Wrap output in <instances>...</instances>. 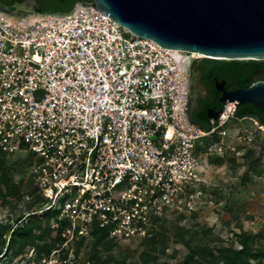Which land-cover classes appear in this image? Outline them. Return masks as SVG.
<instances>
[{"label":"built area","instance_id":"2783aa9c","mask_svg":"<svg viewBox=\"0 0 264 264\" xmlns=\"http://www.w3.org/2000/svg\"><path fill=\"white\" fill-rule=\"evenodd\" d=\"M191 56L91 0L63 12L0 7V157L29 158L48 202L25 214L55 213L62 238L49 252L28 248L21 264H74L64 247L96 229L129 240L163 209H195L205 158L254 138L253 126L228 127L248 116L233 100L208 128L190 119Z\"/></svg>","mask_w":264,"mask_h":264},{"label":"rangeland","instance_id":"374dc122","mask_svg":"<svg viewBox=\"0 0 264 264\" xmlns=\"http://www.w3.org/2000/svg\"><path fill=\"white\" fill-rule=\"evenodd\" d=\"M241 124L254 127V138L246 143L234 138L235 151L205 158L203 194L195 209H163L152 217L145 235L129 240L109 234L98 239L94 230L64 247L75 255L74 264H224L220 248H241L242 239L248 241L250 253L240 264H264V127L254 116L232 118L228 127L235 133ZM29 168V158L21 154L0 157V180L4 173L8 176L0 187V225L12 227L27 211L48 202L32 187ZM55 216L51 212L27 215L23 223L31 229L33 243L16 254L19 242H14L0 262L21 264L25 262L21 254L30 247L40 252L46 244L59 246L61 232L52 227ZM10 232L8 228L3 234V249ZM195 249L199 254L190 257ZM200 258L205 261L200 263Z\"/></svg>","mask_w":264,"mask_h":264},{"label":"water","instance_id":"95a60500","mask_svg":"<svg viewBox=\"0 0 264 264\" xmlns=\"http://www.w3.org/2000/svg\"><path fill=\"white\" fill-rule=\"evenodd\" d=\"M131 33L149 37L163 46L202 52L211 59L260 60L264 63V0H91ZM217 74L215 75V77ZM217 78V77H216ZM218 118L228 100L237 106L253 103L264 111V79L249 86L225 88Z\"/></svg>","mask_w":264,"mask_h":264},{"label":"flooded vegetation","instance_id":"af4514ba","mask_svg":"<svg viewBox=\"0 0 264 264\" xmlns=\"http://www.w3.org/2000/svg\"><path fill=\"white\" fill-rule=\"evenodd\" d=\"M73 0H0V7L18 13L32 11L63 12ZM189 66V107L190 119L197 123L202 122L208 116V107L219 110L224 106L220 100L223 90L217 87L219 81L225 80V88L233 89L239 86H249L254 80L264 79V63L260 60L243 65L233 66L226 64V60L209 59L206 57H191ZM217 74V78L215 75ZM247 75L243 85H238L239 80ZM209 117V116H208ZM31 179L36 193L42 196L41 189Z\"/></svg>","mask_w":264,"mask_h":264},{"label":"trees","instance_id":"16d2710c","mask_svg":"<svg viewBox=\"0 0 264 264\" xmlns=\"http://www.w3.org/2000/svg\"><path fill=\"white\" fill-rule=\"evenodd\" d=\"M78 0H73L66 8L65 11L71 9L74 4L77 2ZM211 59V58H209ZM225 60V59H222ZM246 61H248L249 63H254L253 59H247V60H238V59H231V60H226V64L228 65H233L235 67L243 65ZM247 75H245L244 77H242L239 82L237 83L238 85H243L244 80L246 79ZM252 83V82H251ZM251 83H248V85H250ZM235 115L236 116H254L258 119V121L264 125V111H262L258 106H256L253 103L247 102L244 104H240L236 107L235 109ZM198 124L202 127L208 128L212 125L211 119L208 116L204 117V120L202 122H198ZM7 173H4L1 177L0 180V187L2 186V183H5L7 180ZM23 218L20 219L17 218V222L15 223L14 226H10V225H3L1 224V234L0 236L3 237L4 232L8 231V228H10L11 232H10V236L9 239L7 241V245L6 248L3 249L4 246V242H5V237H3L2 239V243L0 244V260L1 257L6 253L7 248L13 244L14 242L18 243L19 242V250L16 251V254L20 252V249L24 248L26 246V244L33 243L32 240V233H31V229L28 228V225H25ZM10 226V227H9ZM96 234H97V238L98 239H102L103 237L108 235V231L105 229H96ZM16 235H18L20 238V241H18L16 239ZM242 244L243 246L241 248H235V249H229L226 247H222L220 248V252L219 255H221V259L224 261V264H240V261L243 257H246L247 255H249L250 253V248L248 246V241L245 239H242ZM54 247V244H46L44 246H41L40 250L42 251H46L49 252L52 248ZM199 254L198 250L195 249L194 251H192V254L190 255V257H194L195 255ZM211 255L214 256V253L211 252ZM200 263H202L201 261H205V258H200ZM218 259V257H217ZM0 264H3L2 262H0Z\"/></svg>","mask_w":264,"mask_h":264},{"label":"bare ground","instance_id":"6f19581e","mask_svg":"<svg viewBox=\"0 0 264 264\" xmlns=\"http://www.w3.org/2000/svg\"><path fill=\"white\" fill-rule=\"evenodd\" d=\"M201 56H206V55L204 53H202V52L192 51V56L191 57H201ZM262 126L264 127V125H262Z\"/></svg>","mask_w":264,"mask_h":264}]
</instances>
